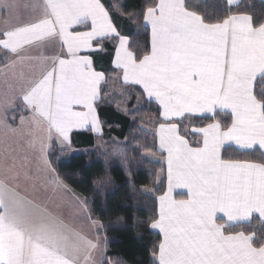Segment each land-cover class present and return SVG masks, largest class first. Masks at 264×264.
<instances>
[{
	"label": "snow or ice",
	"instance_id": "obj_1",
	"mask_svg": "<svg viewBox=\"0 0 264 264\" xmlns=\"http://www.w3.org/2000/svg\"><path fill=\"white\" fill-rule=\"evenodd\" d=\"M233 3L225 0L229 11ZM200 4L206 6L207 0ZM0 8L10 13L23 8L30 17L39 11L36 19L0 28V51L16 57L5 68L34 59L25 55L33 45L58 41L65 50L63 56L45 57L53 66L21 87L20 128L8 122L15 119L9 112L13 101L0 104L5 137L31 136L26 123L46 125L43 142L26 141L43 157L53 138L70 148L74 129L98 128L95 104L107 81L94 69L90 53L103 51L107 39H118L113 64L122 83L141 86L149 100L158 102L163 118L159 147L167 153L168 190L159 198V219L151 224L163 234L158 264H264V235L228 231L254 218L264 224V161L221 154L235 147L264 155V87L259 98L254 91L257 82L264 85V23L255 27L249 15L210 22L195 10V0H158L142 14L151 29L150 51L136 54L130 36L120 35L101 0H0ZM4 84L14 91L8 79ZM227 110L231 124L222 126L216 117ZM24 111L31 113L27 122ZM192 116L215 121L191 129L200 137L195 145L182 131V121ZM12 153L5 139L6 173L16 166ZM177 189H185L187 199H176ZM97 247L0 182V264H92Z\"/></svg>",
	"mask_w": 264,
	"mask_h": 264
},
{
	"label": "trees",
	"instance_id": "obj_2",
	"mask_svg": "<svg viewBox=\"0 0 264 264\" xmlns=\"http://www.w3.org/2000/svg\"><path fill=\"white\" fill-rule=\"evenodd\" d=\"M193 0H185L186 4ZM112 22L122 36H130V49L136 54L150 51V30L145 26L143 12L158 0H101ZM199 14L210 22L221 21L228 15H249L253 25L264 23V2L241 0L239 6L231 7L225 0H207V5L195 0ZM117 39L104 42L103 51L92 54L94 69L105 73L101 90V101L97 111L103 129L99 140L89 134L73 136L76 154L64 153L53 148L50 162L59 179L86 200L87 209L93 221L102 225L107 241V255L104 264H158L159 235L153 232L151 224L158 219V198L166 191V180L158 187V176H166L165 168L145 158L152 154L161 158L156 137L147 130H156L161 121L160 110L145 100L142 93L125 86L119 71L113 67ZM9 56L0 51V69L8 64ZM264 85L257 82L254 91L259 93ZM13 124L21 118L15 113ZM222 126L231 124V116L218 114ZM215 121L206 118L182 121L185 133L196 127H206ZM196 144L197 137L187 136ZM195 142V143H194ZM222 156L227 159L264 161L260 152L242 153L226 148ZM155 192V197L144 193ZM228 231L255 232L264 235V224L253 219L250 224L235 226ZM259 246V245H257ZM155 254V255H154Z\"/></svg>",
	"mask_w": 264,
	"mask_h": 264
},
{
	"label": "crops",
	"instance_id": "obj_3",
	"mask_svg": "<svg viewBox=\"0 0 264 264\" xmlns=\"http://www.w3.org/2000/svg\"><path fill=\"white\" fill-rule=\"evenodd\" d=\"M258 1L264 2V0H258ZM20 2L25 3V2H28V0H20ZM38 2L42 3L43 0H38ZM240 2L241 0H238V3ZM232 7H236L235 0H234ZM38 16H39V11H37L34 15L30 17L27 11L23 8H21L19 11H13L11 13L6 9L0 8V28L4 26L5 22L9 24H22V23L28 22L29 19H36L38 18ZM147 28L150 30V35H151L150 26H148ZM110 39H114V38H110ZM51 43L59 44L58 41H48L45 43H40L38 45L30 46L28 51L25 53V55L34 57V59L25 60L23 64H26V63L29 64L32 62H39L40 64L38 72L36 71L35 73H33L30 79L26 77L27 82L28 81L30 82L31 80L39 79L44 72H46L53 66L51 60L45 59V57H52V56L46 53L43 54L41 52V49L43 47ZM118 45H119V41H117V47ZM38 50H40V52H38ZM64 51L65 50H62L60 48V51L56 53V56H63ZM1 52L5 53L4 51H1ZM98 53H100V51H94L90 54L92 55V54H98ZM7 55L9 56L8 63L16 59V57L12 54H7ZM93 67H94V64H93ZM113 67H114V64H113ZM115 70L119 71L120 73L119 69H115ZM6 71L8 72L7 77L4 76V72ZM15 76H16L15 68L11 70L5 67L0 69V104H2L6 98L12 100L13 108L9 109V112L12 115H15L17 110L19 111V109L22 107V101L17 98L19 96L21 87L28 86L27 82L25 83L23 82L19 84ZM120 76H121V73H120ZM5 79H8L10 83L15 85L14 91H9L6 88L4 84ZM104 84L105 83H102L100 86L99 96L95 104V108H96V112L98 116V124H99L98 128H92V125L88 124V125H85V127L82 129H74L72 133L70 134L71 135V147L70 148L67 145H60L59 143L55 141V138H53V141L51 142L50 146L45 149V153L43 157L41 156L39 151L33 150L32 148H30L28 144L26 143L27 140H30L33 137H35L38 141L43 142L44 139L46 138L47 136L46 125H43V124L38 125V126L36 125L27 126V123H26V127H30L31 129V133H32L31 136L17 134V135H9L8 137H5L3 135L2 130H0V182L6 184L9 188L17 192L20 196L26 198L27 200H30L34 205L38 207L39 210L45 211L57 217L58 219L62 220L64 223H66L70 227L79 231L82 235L86 236L87 238L93 240V242L97 243L98 247L92 252V264H104V261L106 259L107 241L105 240L102 225L99 222L93 223V219L91 218L89 211L87 209L86 200L81 195L74 192L60 179H59V183H57L56 177H58V175L51 165L50 153L55 147L59 151L64 152V153H70L73 155L76 154L77 151L72 146L73 136L76 134H89L93 136L94 138H96L97 140L103 137V129H102V124L99 119L97 105L101 101V90ZM125 86L138 89L142 93V95L144 96L147 102L156 105L157 108L160 110L158 102H156L154 98L149 100L146 93L143 92L141 86L139 85H125ZM6 94H7V97H6ZM13 109H16V110L14 111ZM76 110L79 111L82 109L77 107ZM19 113L21 115L20 111ZM227 114L231 116L230 110H227ZM30 115L31 113L29 111H24L23 116L26 122H27V119L30 117ZM192 117L202 118L200 116H192ZM160 118H161V121H163V118L161 115H160ZM14 120L9 119L8 122L12 124L13 127L20 128V119L16 122V125L13 124ZM159 134L160 133H159V127H158L155 130L154 136L156 137V140H157L158 150L162 154L163 158L152 155V154H146L145 158L151 163L160 164L165 168L166 176H167L166 191L164 193L165 195L168 190L167 153L163 152L159 147V144H160ZM186 138L188 137L186 136ZM5 139H7L8 143L14 149V153L12 154L15 155L16 157L15 168H13L11 171H8L7 173L5 172V169L3 167ZM199 140H200V137H198V141ZM232 148L237 150L235 147H232ZM239 152H242V151H239ZM252 152H255V151H252ZM252 152H248V153H252ZM257 152H260V151H257ZM242 153H245V152H242ZM45 159L48 161L47 164L44 163ZM173 196L176 199H182V198L187 199L185 189L175 190L173 192ZM159 198L157 200L158 219H159V212H160ZM254 219H257V218H254ZM250 223H247V224H250ZM247 224H240L238 226L247 225ZM152 230L154 233L160 236L161 242H162L163 234L160 233L158 229H152Z\"/></svg>",
	"mask_w": 264,
	"mask_h": 264
},
{
	"label": "rangeland",
	"instance_id": "obj_4",
	"mask_svg": "<svg viewBox=\"0 0 264 264\" xmlns=\"http://www.w3.org/2000/svg\"><path fill=\"white\" fill-rule=\"evenodd\" d=\"M59 51H60V47H59V44H57V43L56 44L55 43H51V44H49V45H47V46H45V47H43L41 49V52L43 54L46 53V54H49L51 56H56V53H58ZM38 52H40V50H38ZM39 67H40L39 62H32V63H29V64L26 63V64L18 65L17 67H15V74H16L15 78L17 79V81H18L19 84L20 83H23V82L25 83V82H27L26 81V77L28 79H30L31 78V75L33 73H35L36 71L38 72ZM21 72H23V76H21ZM27 84H29V81L27 82ZM147 131L150 134L155 135V130L150 129V130H147ZM190 132H191V130L188 131V132H186V136H190L191 135ZM195 137L198 138V136H195ZM197 142H198V140H196V143ZM165 180L167 181V176H164L163 174L159 175L158 176V180H157L158 187H160L161 186V183L163 181H165ZM144 193H146L147 195H149L151 197H155V192H153V191H148L147 190Z\"/></svg>",
	"mask_w": 264,
	"mask_h": 264
}]
</instances>
